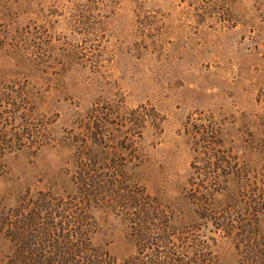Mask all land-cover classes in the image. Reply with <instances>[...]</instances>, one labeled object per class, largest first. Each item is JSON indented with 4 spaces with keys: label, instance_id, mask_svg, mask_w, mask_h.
Instances as JSON below:
<instances>
[{
    "label": "rangeland",
    "instance_id": "rangeland-1",
    "mask_svg": "<svg viewBox=\"0 0 264 264\" xmlns=\"http://www.w3.org/2000/svg\"><path fill=\"white\" fill-rule=\"evenodd\" d=\"M0 264H264V0H0Z\"/></svg>",
    "mask_w": 264,
    "mask_h": 264
}]
</instances>
